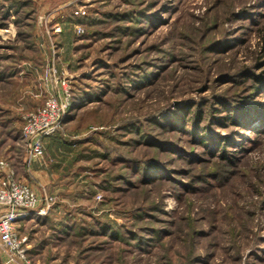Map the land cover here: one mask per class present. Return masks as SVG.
<instances>
[{
  "label": "rangeland",
  "instance_id": "rangeland-1",
  "mask_svg": "<svg viewBox=\"0 0 264 264\" xmlns=\"http://www.w3.org/2000/svg\"><path fill=\"white\" fill-rule=\"evenodd\" d=\"M64 81V144L37 155L58 215L17 222L32 264H264V0H0L20 181L22 115Z\"/></svg>",
  "mask_w": 264,
  "mask_h": 264
},
{
  "label": "built area",
  "instance_id": "built-area-1",
  "mask_svg": "<svg viewBox=\"0 0 264 264\" xmlns=\"http://www.w3.org/2000/svg\"><path fill=\"white\" fill-rule=\"evenodd\" d=\"M64 82L33 110L22 115V133L29 142L28 163L43 153L44 139L59 129L64 121L71 102V89ZM0 172V246L11 259L32 264L26 257L17 222L28 216L49 214L56 197L47 193L44 187L38 190L18 180L7 160L0 159Z\"/></svg>",
  "mask_w": 264,
  "mask_h": 264
},
{
  "label": "crops",
  "instance_id": "crops-1",
  "mask_svg": "<svg viewBox=\"0 0 264 264\" xmlns=\"http://www.w3.org/2000/svg\"><path fill=\"white\" fill-rule=\"evenodd\" d=\"M50 150L51 149H49L48 151H50ZM27 168H28L27 169L28 172H30V173H27L26 176L22 177V179L24 181H28L29 183H31V185L35 189H38V190H39V185H41L43 183H48L49 184V181H52L53 180L52 177L55 176V173L48 166L47 162L46 161L44 162L43 158H40V156H38V157L36 156V158H33L27 164ZM51 178H52V180H50ZM55 210H57V209H55V206L53 205V208L50 210V212L48 214V217H49L48 219L52 220V218H56V216L58 214L55 213ZM30 218H35V216H28L26 218H22V220H19L18 223L20 221L27 220V219H30ZM39 223H41V222H39ZM26 246H29V245L27 244ZM27 249L30 250L29 247H27Z\"/></svg>",
  "mask_w": 264,
  "mask_h": 264
},
{
  "label": "trees",
  "instance_id": "trees-1",
  "mask_svg": "<svg viewBox=\"0 0 264 264\" xmlns=\"http://www.w3.org/2000/svg\"><path fill=\"white\" fill-rule=\"evenodd\" d=\"M75 101V99H74V97H73V95H72V98H71V102H70V107H69V109H68V112H67V114H66V116H65V119H64V121H63V123L66 121V118H67V116H68V113L70 112V108H71V103H73ZM195 116H196V120L200 117V116H198V113L196 112V114H195ZM58 130L59 129H57L54 133H52L49 137H46L45 139H44V147H45V143H46V149H51V148H55L57 145H63L64 143H63V140H62V136H59L57 133H58ZM123 156V155H122ZM123 158H125L124 156H123ZM129 159V158H128ZM127 159V160H128ZM33 216H35V218L36 219H39V221L41 222V223H44V222H47V221H51L50 219H48L49 217H48V214L47 215H33ZM52 226V228H54V231L55 232H57V233H60V232H64V233H68L69 232V227H70V224L69 223H67V222H64V221H62L61 223H60V225H58L57 224V222H53V225H51Z\"/></svg>",
  "mask_w": 264,
  "mask_h": 264
}]
</instances>
